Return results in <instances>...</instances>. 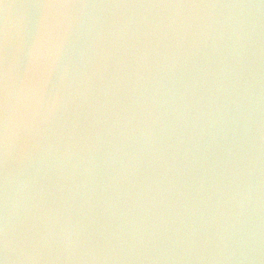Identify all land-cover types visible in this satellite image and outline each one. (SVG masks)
<instances>
[{"label":"water","instance_id":"95a60500","mask_svg":"<svg viewBox=\"0 0 264 264\" xmlns=\"http://www.w3.org/2000/svg\"><path fill=\"white\" fill-rule=\"evenodd\" d=\"M0 264H264V0H0Z\"/></svg>","mask_w":264,"mask_h":264}]
</instances>
